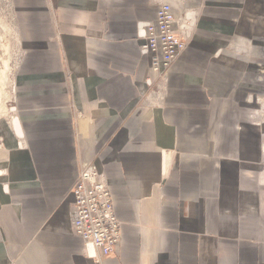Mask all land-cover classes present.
I'll return each mask as SVG.
<instances>
[{
	"label": "crops",
	"instance_id": "obj_1",
	"mask_svg": "<svg viewBox=\"0 0 264 264\" xmlns=\"http://www.w3.org/2000/svg\"><path fill=\"white\" fill-rule=\"evenodd\" d=\"M164 3L186 48L159 76L137 32ZM10 4L23 53L0 126V264H264L242 87L258 76L234 0ZM81 161L104 174L120 222L99 260L70 226Z\"/></svg>",
	"mask_w": 264,
	"mask_h": 264
},
{
	"label": "built area",
	"instance_id": "obj_2",
	"mask_svg": "<svg viewBox=\"0 0 264 264\" xmlns=\"http://www.w3.org/2000/svg\"><path fill=\"white\" fill-rule=\"evenodd\" d=\"M173 21L170 6L164 3L153 23L138 27L140 53L150 56L151 68L159 76L172 67L186 48L184 38L172 29ZM72 196L70 226L82 241L84 255L94 260L113 255L121 240L120 222L106 178L97 165L80 162Z\"/></svg>",
	"mask_w": 264,
	"mask_h": 264
},
{
	"label": "rangeland",
	"instance_id": "obj_3",
	"mask_svg": "<svg viewBox=\"0 0 264 264\" xmlns=\"http://www.w3.org/2000/svg\"><path fill=\"white\" fill-rule=\"evenodd\" d=\"M234 2L236 4L234 14L240 28L237 31L238 37L245 39V43L248 44L244 49L243 59L253 62L258 76V81L253 82V87L249 79L242 80V87L249 91L246 93L244 105L251 110L247 136L259 144L256 167L264 206V0ZM22 53L10 0H0V126L7 127L11 117L16 114L13 110L15 75Z\"/></svg>",
	"mask_w": 264,
	"mask_h": 264
}]
</instances>
